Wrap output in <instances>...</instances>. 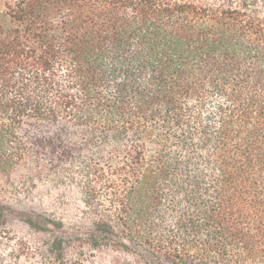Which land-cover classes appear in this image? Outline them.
<instances>
[{
  "label": "trees",
  "instance_id": "trees-1",
  "mask_svg": "<svg viewBox=\"0 0 264 264\" xmlns=\"http://www.w3.org/2000/svg\"><path fill=\"white\" fill-rule=\"evenodd\" d=\"M45 123L60 133L32 144L78 164L96 231L116 216L124 247L175 264H264V23L247 8L2 0L0 176Z\"/></svg>",
  "mask_w": 264,
  "mask_h": 264
},
{
  "label": "rangeland",
  "instance_id": "rangeland-1",
  "mask_svg": "<svg viewBox=\"0 0 264 264\" xmlns=\"http://www.w3.org/2000/svg\"><path fill=\"white\" fill-rule=\"evenodd\" d=\"M188 1L247 8L264 23V0ZM57 130L46 123L25 126L21 132L30 147L25 161L6 177L0 176V204L5 212L0 226V264H175L144 244L124 247V228L116 216L111 218L116 225L113 234L95 230L78 164L70 166L69 158L60 152L54 155L50 148L32 144L37 137L60 133ZM96 203L99 210L104 207L112 215L117 213L104 198ZM57 241L63 258L56 254Z\"/></svg>",
  "mask_w": 264,
  "mask_h": 264
}]
</instances>
